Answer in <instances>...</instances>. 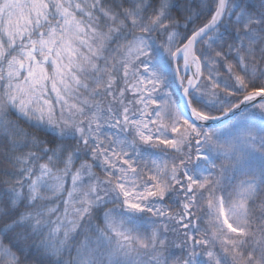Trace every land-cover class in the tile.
Returning <instances> with one entry per match:
<instances>
[{"label":"snow or ice","instance_id":"obj_1","mask_svg":"<svg viewBox=\"0 0 264 264\" xmlns=\"http://www.w3.org/2000/svg\"><path fill=\"white\" fill-rule=\"evenodd\" d=\"M0 264H264V0H0Z\"/></svg>","mask_w":264,"mask_h":264}]
</instances>
